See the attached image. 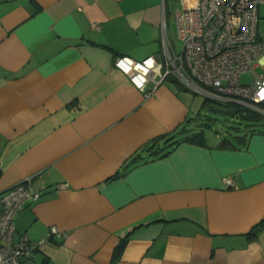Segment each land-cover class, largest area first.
<instances>
[{
  "label": "crops",
  "instance_id": "1",
  "mask_svg": "<svg viewBox=\"0 0 264 264\" xmlns=\"http://www.w3.org/2000/svg\"><path fill=\"white\" fill-rule=\"evenodd\" d=\"M162 11L0 0V193L31 175L44 188L14 219L15 239L43 241L21 264H111L122 237L113 264H264V228L246 234L264 218V132L144 147L183 125L188 97L166 79L144 96L113 59L160 55Z\"/></svg>",
  "mask_w": 264,
  "mask_h": 264
},
{
  "label": "built area",
  "instance_id": "2",
  "mask_svg": "<svg viewBox=\"0 0 264 264\" xmlns=\"http://www.w3.org/2000/svg\"><path fill=\"white\" fill-rule=\"evenodd\" d=\"M175 20L179 52L163 31L160 55L140 60L117 55L113 65L146 97L171 76L222 105L264 113V0H179ZM247 72L251 80L241 81ZM224 182L232 185L228 176ZM43 191L31 175L0 193V264H21L43 242L25 233L14 238L15 216ZM49 232L61 235L54 225Z\"/></svg>",
  "mask_w": 264,
  "mask_h": 264
},
{
  "label": "rangeland",
  "instance_id": "3",
  "mask_svg": "<svg viewBox=\"0 0 264 264\" xmlns=\"http://www.w3.org/2000/svg\"><path fill=\"white\" fill-rule=\"evenodd\" d=\"M162 1L163 22L165 24L167 36L169 37L174 49L179 52L182 41L179 39L176 30L175 11L179 6V0H160ZM159 34H157V49H160ZM240 80L248 82L251 80L250 73H243ZM167 83L177 88L188 97L189 113L187 120L172 133L176 138L202 129L204 136L208 141L221 140V138L232 139L233 136L249 137L251 133L264 132V113L253 107H241L232 104L233 115H225L215 112L204 104L205 94L194 88L170 78ZM225 106V104H223ZM228 108V107H224ZM183 128H187L183 131Z\"/></svg>",
  "mask_w": 264,
  "mask_h": 264
},
{
  "label": "trees",
  "instance_id": "4",
  "mask_svg": "<svg viewBox=\"0 0 264 264\" xmlns=\"http://www.w3.org/2000/svg\"><path fill=\"white\" fill-rule=\"evenodd\" d=\"M170 78L171 80L176 82V79L168 76L167 79ZM166 79V80H167ZM204 104L207 105L208 108L212 109L217 106L220 105L222 107H232V104H227V105H222L219 102L210 100L208 98L204 99ZM234 111V110H233ZM186 121V120H185ZM187 128H183V131H186ZM252 134V133H251ZM246 136H239V135H235L233 136V138L227 139V138H221L220 140V144L222 146H228L229 144H232L233 141L235 143H243L247 141ZM162 140L163 141V145L159 146L157 145L158 141ZM192 141V142H202L204 140V134L202 129L196 132H193L191 134H187L185 136H182L180 138H176L174 135H170V136H166V135H159L156 137H153L150 141H147L144 145L145 148H151V152L150 155H154V156H164L166 155L168 152H170L178 143L182 142V141ZM264 228V218H262L261 220H259L258 222H256L250 229L249 231L246 233L249 237H254L255 234L261 229ZM126 243V237H122L118 243L115 245L114 249H113V253H112V258H111V264H113L115 262V260L117 258H119L120 253L122 252L124 246Z\"/></svg>",
  "mask_w": 264,
  "mask_h": 264
},
{
  "label": "water",
  "instance_id": "5",
  "mask_svg": "<svg viewBox=\"0 0 264 264\" xmlns=\"http://www.w3.org/2000/svg\"><path fill=\"white\" fill-rule=\"evenodd\" d=\"M213 110H214L215 112H218V113H220V114H225V115H233V114H234L233 109H231V108H224V107H222V106H220V105L215 106V107L213 108Z\"/></svg>",
  "mask_w": 264,
  "mask_h": 264
}]
</instances>
